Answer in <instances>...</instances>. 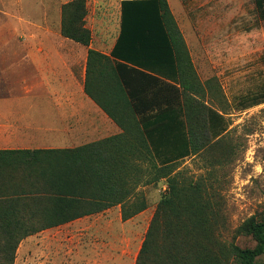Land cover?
I'll return each instance as SVG.
<instances>
[{
    "label": "trees",
    "instance_id": "trees-1",
    "mask_svg": "<svg viewBox=\"0 0 264 264\" xmlns=\"http://www.w3.org/2000/svg\"><path fill=\"white\" fill-rule=\"evenodd\" d=\"M253 2L264 19V0ZM61 15V36L88 47L86 1L65 3ZM102 76L111 81L96 88ZM84 90L122 132L70 150L0 152V264H13L21 241L43 230L116 206L130 220L147 208L137 190L160 181L165 190L135 264H260L264 210L223 237L212 168L232 149L223 145L228 122L211 99L220 83L199 79L167 0L120 2L111 52L88 49ZM199 155L209 174L195 180L180 167ZM238 238L254 245L241 247Z\"/></svg>",
    "mask_w": 264,
    "mask_h": 264
},
{
    "label": "rangeland",
    "instance_id": "rangeland-1",
    "mask_svg": "<svg viewBox=\"0 0 264 264\" xmlns=\"http://www.w3.org/2000/svg\"><path fill=\"white\" fill-rule=\"evenodd\" d=\"M85 1L86 27L93 44L105 49L115 38L122 0ZM167 1L199 79L216 78L220 83L221 93L212 94L211 99L228 122L223 145L231 147L232 153L226 163L212 170L229 233L223 232V237L229 240L232 230L264 210V103L245 108L264 98V19L253 0ZM59 3L49 13L52 18ZM58 16L61 26V11ZM0 44V67H24L22 41L17 42L4 23H0ZM9 50L14 55H9ZM208 168L201 155L184 160L180 167L195 180L208 176ZM164 190V181L140 187L137 191L144 195L147 208L130 220L122 221L116 206L32 235L21 241L13 264H135ZM236 244L254 245L248 238H238Z\"/></svg>",
    "mask_w": 264,
    "mask_h": 264
},
{
    "label": "crops",
    "instance_id": "crops-1",
    "mask_svg": "<svg viewBox=\"0 0 264 264\" xmlns=\"http://www.w3.org/2000/svg\"><path fill=\"white\" fill-rule=\"evenodd\" d=\"M69 1L23 5L22 0H0V23L17 42L21 39L24 65L0 67V152L70 150L122 132L84 90L88 49L105 55L111 52L119 32L120 7L115 38L101 49L94 46L93 38L86 47L61 36L58 13ZM57 3V15L52 18L49 13ZM8 53L14 55L11 50ZM109 81L97 77L95 87Z\"/></svg>",
    "mask_w": 264,
    "mask_h": 264
}]
</instances>
